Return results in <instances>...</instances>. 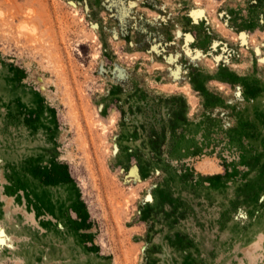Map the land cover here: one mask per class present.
<instances>
[{"label": "rangeland", "instance_id": "1", "mask_svg": "<svg viewBox=\"0 0 264 264\" xmlns=\"http://www.w3.org/2000/svg\"><path fill=\"white\" fill-rule=\"evenodd\" d=\"M0 264H264V0H0Z\"/></svg>", "mask_w": 264, "mask_h": 264}, {"label": "bare ground", "instance_id": "2", "mask_svg": "<svg viewBox=\"0 0 264 264\" xmlns=\"http://www.w3.org/2000/svg\"><path fill=\"white\" fill-rule=\"evenodd\" d=\"M44 19V18H43ZM26 29H32L30 26L26 25V27H24ZM47 82V81H46Z\"/></svg>", "mask_w": 264, "mask_h": 264}]
</instances>
